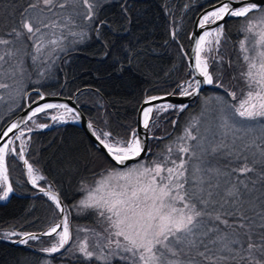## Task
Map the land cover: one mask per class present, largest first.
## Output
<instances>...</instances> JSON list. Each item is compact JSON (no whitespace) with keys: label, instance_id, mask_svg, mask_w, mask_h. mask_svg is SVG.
Masks as SVG:
<instances>
[{"label":"snow or ice","instance_id":"snow-or-ice-1","mask_svg":"<svg viewBox=\"0 0 264 264\" xmlns=\"http://www.w3.org/2000/svg\"><path fill=\"white\" fill-rule=\"evenodd\" d=\"M133 7L134 0H27L18 19L0 29V100L3 91L27 97L21 84L29 66L43 77L52 55L71 50L69 44L84 43L89 33L97 42L107 41L121 30L114 24H131ZM106 8H118L119 19L109 20ZM228 18L242 22L244 38L233 77L239 91L223 83L220 50ZM198 27L202 32L189 37L192 53L182 45L179 49L194 61L189 77L171 91L143 99V132L134 128L120 138L87 123L108 167L93 184L81 186L84 195L72 207L94 215L96 227L78 228L75 236L61 193L26 158L30 140L23 139L21 126L31 122L29 133L50 127L34 119L50 109L63 110L51 115L56 123L79 122L81 115L68 104H41L45 94L33 89L38 99L28 105L27 115L0 130V201L14 194L9 179V158L14 157L22 162L27 183L54 205L57 219L41 233L4 231L3 240L27 245L51 237L40 251L53 260L57 254L76 255L77 264H264V0H209ZM171 37L179 44L175 30ZM115 46L109 44L110 49ZM121 63L114 60L112 66ZM202 86L224 89L234 103L218 96L213 104L206 98L200 116L192 117L163 151L152 154L149 141L163 139L153 131L158 118L183 113L189 106L184 99L198 96ZM171 124L175 127L177 121ZM150 154L152 159L146 160Z\"/></svg>","mask_w":264,"mask_h":264},{"label":"trees","instance_id":"trees-1","mask_svg":"<svg viewBox=\"0 0 264 264\" xmlns=\"http://www.w3.org/2000/svg\"><path fill=\"white\" fill-rule=\"evenodd\" d=\"M26 3L27 0H0V12L3 10L0 20L10 19V24H13L18 19V11ZM207 4L209 0H134L131 24H114V28L121 30L110 35L107 41L97 42L94 34L89 33L84 43L60 56L56 88L62 85L61 93L66 95L79 89L75 100L91 123L97 129L110 131L115 137L126 138L134 129L140 101L146 95L170 91L189 75L186 73V57L179 49L182 45L186 52L188 31L194 16ZM105 12L109 20L119 19L118 8H106ZM241 27L242 22L238 18H228L225 28L227 39L223 42L228 48V58L223 64V83L226 88L236 91H239L240 83L233 77L238 72L234 67L238 64L237 44ZM124 28L127 31H123ZM174 30L179 44L172 40L171 32ZM110 43L116 46L110 49ZM106 51H111V55L105 57ZM134 53L139 54L135 60L125 58ZM230 54L233 57L229 58ZM114 60L122 63L113 67ZM229 61L234 67H229ZM119 68L126 70L119 71ZM43 91L50 92L51 89ZM208 91L223 92L215 89L201 92ZM188 105L183 113L176 116L175 127L170 119L164 118V131H154L163 139L149 141L152 154L163 151L165 145L171 143L180 131L181 122L197 110V99ZM26 155L47 177V182L61 193L63 203L69 206L73 236L75 226L96 227L94 215L78 213L72 207L82 196L81 186L90 185L108 167L104 155L87 140L82 129L66 123L34 131ZM145 159H152V155ZM13 183L17 191L25 195L12 194L0 203V229L9 224L19 231L42 230L46 224V212L53 210L52 204L41 195H31L25 185ZM77 259L76 255L57 254L53 260L33 246L0 242V264H77Z\"/></svg>","mask_w":264,"mask_h":264},{"label":"rangeland","instance_id":"rangeland-1","mask_svg":"<svg viewBox=\"0 0 264 264\" xmlns=\"http://www.w3.org/2000/svg\"><path fill=\"white\" fill-rule=\"evenodd\" d=\"M8 12H10V11H7V13ZM2 13H3V10H1L0 15H2ZM6 16H8V15H6ZM9 20L10 19H6V18H4V21L0 20V27L1 26H2V28L10 27L12 24H10ZM243 38H244L243 37V33L241 32L240 40L243 39ZM77 45L78 44H76V45L69 44L68 48L72 49L73 47H76ZM238 47H239V42L237 44V50H238ZM227 52H228V48L225 47L224 43H222V47H221V50H220V55H222L224 57V62L227 61V58H228V53ZM64 53L65 52H59L58 51L56 54L52 55L51 60L48 62L47 74L45 76H43V77H41V76H39L37 74L36 68L29 66L28 69H27V75L24 77V80L22 81V84H21V86L24 88V91H28L29 89H37V88L40 89L41 91H43V89L49 88V89H51L50 92H45V91H43V92H45V93H56V92H58V90H60V89L56 88V84L58 82V80H57L58 77H57V74H56L57 73V65L60 63V56H62V54H64ZM231 57H233V56L230 54L229 58H231ZM30 63L31 62L29 60H26V66L30 65ZM216 67L217 66L214 65L211 70L215 72L216 71ZM233 67H234V65H233ZM234 69H236L238 71V64L235 65ZM29 77L31 78L30 80H29ZM188 77H189V75L186 76V78H188ZM8 82L12 83V81H8ZM77 90L79 91V89H77ZM229 90H233V89L229 88ZM239 90H240V87H239ZM60 92H61V90H60ZM28 94L29 95L26 97V100H27L26 102L32 100L33 98H35L37 96L35 91H31ZM2 95H3L4 98H3V100H0V128L2 127L3 123H6V121H8L13 115H15L16 114L15 112H17L22 107L23 99H24V94L23 93H20L19 95H16L15 93H12L10 95L8 91H3ZM218 96L219 97H224V99L228 100L229 102L234 103L231 100V97H227L225 92H219V91L218 92L217 91H208L207 93L200 92V94L195 97L197 99V103H198L197 110L194 113H192L191 115H189L186 118V120L181 122L182 124H180L181 126L179 127L180 131H179V133L177 135H174L172 141L175 140V138L177 136L182 134V131H183L185 125L187 124V122L192 117L200 116L201 112L204 110L206 98L212 99L213 104H215L216 101H215L214 98L218 97ZM60 111H63V110L62 109H50V110H48V115L39 114L34 119L38 123L49 124L50 127L55 126V125H60V124H54V121H52L50 119L51 115H57ZM176 116H178V114L176 112H171L168 115H167V113L164 114L163 117L158 118L157 126L153 129V131H159L161 133L162 131H164V130H162L163 129L162 126H163L164 118L170 119L172 121V120H176ZM21 127L24 128V131H25V137H23V139L30 140L32 132L31 133L27 132V127H34V125L31 122H29L27 126L22 125ZM50 127H48V128H50ZM48 128H45V129H48ZM45 129H42V130H45ZM97 131H106V130L97 129ZM13 146L18 148L19 147V141H16ZM26 158H28L27 155H26ZM24 172H25V169H24V166H23L22 162H20L19 160H17L14 157H10L9 158V179H10V182L11 181L14 182L16 184V186L17 185H20V186L21 185H25L28 188V192H30L31 195L38 194V195L43 196L42 194L37 193V191L35 189H33L27 183V181L24 178ZM100 173H99V175H100ZM98 177L99 176H96L94 179H96ZM93 182H94V180L91 181L90 185L93 184ZM39 183L46 184L45 181H40ZM13 188H14V194L15 195H25L24 193H22L20 191L18 192L16 187L13 186ZM83 195H84V193L82 192V196ZM82 196H81V198H82ZM44 198H46V197H44ZM50 204H51V202H50ZM52 209H54V205H52ZM45 219H46V222H45L46 224H45L44 228L42 227V230L47 229L54 222V220L57 219V216H56V214L54 213L53 210H48L46 212V214H45ZM78 228H85V227H83L81 225L78 226V227L75 226V229H74V231H75L74 234L75 235L77 234L76 230ZM9 230H15L17 232H28V231L16 230V229L13 228L12 225L8 224L7 226H3L0 229V236H2V233L4 231H9ZM35 231H41V229L40 230H35ZM80 235L83 236V233H80ZM42 237H45V238H42ZM12 239L15 240V239H18V238L17 237H13ZM51 240H52L51 237L41 236L38 241H29V243L27 245H24V246H28V245L29 246H33L40 253H42L40 251V248L47 247L49 245V243L51 242ZM18 245L20 246V245H23V244H18Z\"/></svg>","mask_w":264,"mask_h":264},{"label":"water","instance_id":"water-1","mask_svg":"<svg viewBox=\"0 0 264 264\" xmlns=\"http://www.w3.org/2000/svg\"><path fill=\"white\" fill-rule=\"evenodd\" d=\"M209 7V4L205 5L204 7H202L200 10H198V12L196 13V15L194 16V19L192 21V26L190 28V31H188V36H187V49L186 52L191 54L192 53V49L194 48V41L190 40L189 37L192 36L193 34L195 35H199L202 30L199 29L198 27V20L200 18V16L202 15V13ZM214 27V26H213ZM194 61L191 59H188L186 57V73L192 71V69L189 67V65L193 64ZM186 79V78H184ZM62 86V85H61ZM61 86H60V90H61ZM203 89H215V90H220V91H224V89L221 88H216L213 86H202V90ZM60 90H58V92L56 93H45L43 91H41L39 89L40 92H43L45 94L46 99L43 101H40L41 104L43 103H63V104H68L69 107L74 108L76 111L79 112V114L81 115V120L79 122H73L75 125H77L79 128L82 129V131L84 132L85 136L87 137V140L98 150L99 145L98 143L95 141L94 137L91 136L90 130L87 127V123L90 122L89 119L86 117V115L84 114V112L82 111V109L80 108V106L78 105V103L75 100V95L78 92V90L74 91L72 94L70 95H66V94H61ZM34 91L33 89H29L28 91H26L27 93ZM164 93V92H163ZM163 93H157V94H151V95H162ZM147 96V95H146ZM145 96V97H146ZM144 97V98H145ZM143 98V99H144ZM195 97L192 98H185L184 99V103L188 104L190 103L191 100H193ZM38 96H36L35 98H33L32 100L26 102V96L24 95V99H23V105L22 107L15 112L16 114L13 115L8 121H6V123H3L2 127L0 128V130H6L8 126H10L13 122H18L22 117H25L29 111L28 105L33 101V100H37ZM143 99L140 101L139 105L137 106V111H136V116H135V126L134 128H137L140 132H143L142 127H139V120H140V111L141 108L143 106L142 102ZM36 105L33 104L32 107H35ZM34 131H38V130H34ZM11 135V134H10ZM2 143V142H0ZM101 152V151H100ZM24 177L27 181L26 175L24 174ZM30 185V184H29ZM31 186V185H30ZM32 187V186H31ZM36 190V189H35ZM37 191V190H36ZM38 193V192H37ZM5 201H0V203H4ZM45 230H41V231H28V232H34V233H41L46 231ZM0 242H4L6 244H10V245H18V243H12L11 241L8 240H3L2 236H0Z\"/></svg>","mask_w":264,"mask_h":264},{"label":"bare ground","instance_id":"bare-ground-1","mask_svg":"<svg viewBox=\"0 0 264 264\" xmlns=\"http://www.w3.org/2000/svg\"><path fill=\"white\" fill-rule=\"evenodd\" d=\"M60 112H61V111H60ZM54 124H60V125H62L63 123H55V122H54Z\"/></svg>","mask_w":264,"mask_h":264}]
</instances>
